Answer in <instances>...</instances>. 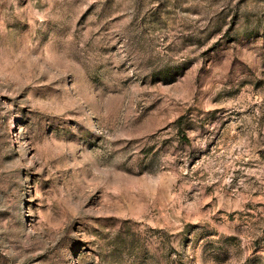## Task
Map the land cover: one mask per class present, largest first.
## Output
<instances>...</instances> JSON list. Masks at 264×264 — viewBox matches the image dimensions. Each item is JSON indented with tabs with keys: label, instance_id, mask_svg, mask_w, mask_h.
Returning <instances> with one entry per match:
<instances>
[{
	"label": "rangeland",
	"instance_id": "1",
	"mask_svg": "<svg viewBox=\"0 0 264 264\" xmlns=\"http://www.w3.org/2000/svg\"><path fill=\"white\" fill-rule=\"evenodd\" d=\"M0 264H264V0H0Z\"/></svg>",
	"mask_w": 264,
	"mask_h": 264
}]
</instances>
